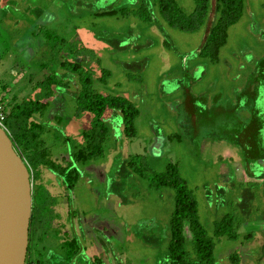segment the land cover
I'll return each mask as SVG.
<instances>
[{"label": "rangeland", "instance_id": "rangeland-1", "mask_svg": "<svg viewBox=\"0 0 264 264\" xmlns=\"http://www.w3.org/2000/svg\"><path fill=\"white\" fill-rule=\"evenodd\" d=\"M147 1L152 22L97 14L135 9L140 0H0V96L6 102L37 94L38 83L79 46L112 72L102 83L95 58L74 57L91 65L96 90L125 95L140 109L133 138L121 135L122 116H112L105 155L75 163L81 177L74 189L41 167L40 180L55 199L54 221L32 237L31 258L36 254L39 264H171L175 190L153 188L127 166L140 155L152 171L178 164L209 235L217 220L234 216L239 238L216 240L215 264H231L235 251L247 264H264V0H245L216 62L199 56L213 17L195 32L181 31ZM177 1L187 12L195 7L194 0ZM45 29L64 44L51 47ZM134 62L136 78H130L126 63ZM59 90L41 120L44 146L65 162L90 115L76 116L72 92ZM67 233L80 246L72 261L65 258ZM186 234L191 250L192 235Z\"/></svg>", "mask_w": 264, "mask_h": 264}, {"label": "trees", "instance_id": "trees-1", "mask_svg": "<svg viewBox=\"0 0 264 264\" xmlns=\"http://www.w3.org/2000/svg\"><path fill=\"white\" fill-rule=\"evenodd\" d=\"M194 2L193 11L187 12L177 0H153L166 23L181 31L195 32L206 24L209 16L213 17L199 56L216 62L222 47L228 41L230 27L238 23L244 14L245 0H194ZM149 4L147 0H140L139 6L135 9H113L97 14H133L145 22H152L153 14ZM211 12H213L212 16ZM43 37L50 44L52 43L53 48L64 44V39L59 38L53 30L45 29ZM86 56L95 58V64L100 67L98 80L107 83L112 72L102 67L101 60L96 57L95 52H91L86 47L73 46L70 48L69 55L62 56L60 68L57 67L38 83L37 94L24 98L20 102H6L2 98L6 109L4 128L13 138L15 148L28 163L33 178V210L30 224L32 245L34 244L32 237L35 236L37 229L43 226L49 228L54 221L52 206L55 199L40 180L41 167L45 166L57 173L67 190L74 189L81 177V172L75 163H86L105 155L104 144L112 131L110 123L112 116H122L121 135L126 138H133L137 135L136 121L140 115L139 107L125 95H112L97 91L91 65L74 59V57ZM41 65L46 66L44 63ZM135 65V62L126 63L130 78H136L130 73ZM61 88L72 92L75 97L76 116L83 113L90 115L89 126L81 132L79 144L69 154V157L65 158V162L54 160L49 148L44 146L43 134L46 132V127L41 120L50 107L51 99L56 97ZM109 111L111 112L108 113ZM127 166L147 179L151 187L156 189L170 187L175 190V206L170 218L168 238V256L171 264H215L216 240L218 241L221 237L231 240L239 238L238 226L232 214H225L217 220L213 235L208 234L200 218L198 200L187 181L182 177L177 163H168L166 169L161 172L152 171L143 161L142 156L135 155L127 160ZM187 229L192 235L191 250L188 249L187 244ZM249 236L250 234L246 238ZM63 246L66 260L72 261L80 250L78 239L67 233ZM229 259L231 264H247L242 261V257L236 251L230 254ZM40 262L36 254L35 259L29 256L26 260V264H39Z\"/></svg>", "mask_w": 264, "mask_h": 264}, {"label": "water", "instance_id": "water-1", "mask_svg": "<svg viewBox=\"0 0 264 264\" xmlns=\"http://www.w3.org/2000/svg\"><path fill=\"white\" fill-rule=\"evenodd\" d=\"M32 210L30 167L0 125V264H26Z\"/></svg>", "mask_w": 264, "mask_h": 264}, {"label": "built area", "instance_id": "built-area-1", "mask_svg": "<svg viewBox=\"0 0 264 264\" xmlns=\"http://www.w3.org/2000/svg\"><path fill=\"white\" fill-rule=\"evenodd\" d=\"M6 118V109H5V105L4 103L2 102V96H0V125H3V121L5 120Z\"/></svg>", "mask_w": 264, "mask_h": 264}, {"label": "flooded vegetation", "instance_id": "flooded-vegetation-1", "mask_svg": "<svg viewBox=\"0 0 264 264\" xmlns=\"http://www.w3.org/2000/svg\"><path fill=\"white\" fill-rule=\"evenodd\" d=\"M33 251H34V244L32 245L31 238H29L27 257L31 256ZM26 260H27V258H26Z\"/></svg>", "mask_w": 264, "mask_h": 264}]
</instances>
